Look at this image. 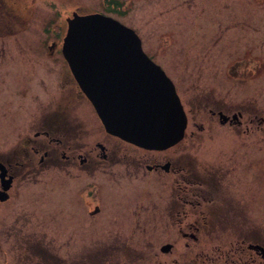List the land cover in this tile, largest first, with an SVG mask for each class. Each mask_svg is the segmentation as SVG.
I'll list each match as a JSON object with an SVG mask.
<instances>
[{"label": "flooded vegetation", "instance_id": "1", "mask_svg": "<svg viewBox=\"0 0 264 264\" xmlns=\"http://www.w3.org/2000/svg\"><path fill=\"white\" fill-rule=\"evenodd\" d=\"M25 12L16 10V0H0V99L6 78L10 80L8 58L14 55L10 52L12 45L19 49L18 44L23 40L20 35L28 30L29 13ZM229 17L232 19L234 15ZM219 22L221 17L214 22L217 27L212 26L215 33L201 45L204 48L201 53L209 58L207 76H220L221 70L225 75L228 67L221 64L216 75L217 65L222 61L213 52L220 54L226 45L231 49L240 46L235 45L234 39L222 45L224 33ZM258 22L259 16L255 15L248 24L256 36L264 34V29H258ZM56 25L52 32L41 30V40L45 42L41 46L53 63L61 64L62 72L58 69L53 83L54 73L45 65L43 53L41 57L32 53L33 58L23 62L39 74L37 79L46 78L41 84L49 94L37 98L32 108L22 110L23 122H11V132L0 144V264H205L209 258H217L222 264H264V234L256 224L246 225L237 205L224 196V166L222 169L213 161L200 165L194 154L197 139H193L196 131H211L216 125L236 136L256 139L233 147L225 159L214 157L220 152L215 149L210 157L227 166L240 163L238 175L234 176L236 181L250 183L257 191L264 185L259 176V170L263 171L264 181V166H258L264 163V109L257 106L264 97L259 96V103L250 101L255 107L250 109L235 98L243 95L254 99L252 92L237 94L234 92L237 84L231 81L229 86H224L220 76V84L204 81V86L195 89L191 102L186 104L175 76L162 63L186 112V134L165 148L133 144L106 132L100 124L62 57L60 43L64 27L60 23ZM200 28L201 25L197 26L199 31ZM49 35L55 39L50 40ZM5 37H11L13 44L4 41ZM247 72L254 75L256 70L249 68ZM50 89L53 93L56 89L60 92L45 103ZM83 101L84 108L80 107ZM247 147L251 148L250 155L246 154ZM166 176L171 185L166 184L169 187L164 193L161 188L156 191L153 198L156 201H137L143 195L138 190L142 181L163 180ZM81 179L86 181L81 183ZM121 185L129 192L128 200ZM105 186L120 191L116 206L129 204L132 215L129 216V211L125 215L133 219L122 222L127 230L108 231L102 237H95L90 223L79 232V241L74 233L66 234L65 226L74 229L80 223V208L91 220L101 212L100 191ZM129 224L131 234L125 236L122 233L128 231ZM161 227L171 229V237L165 242L157 233ZM179 241L182 249H178ZM199 244L204 248H198ZM168 254L174 255L161 258Z\"/></svg>", "mask_w": 264, "mask_h": 264}, {"label": "rangeland", "instance_id": "2", "mask_svg": "<svg viewBox=\"0 0 264 264\" xmlns=\"http://www.w3.org/2000/svg\"><path fill=\"white\" fill-rule=\"evenodd\" d=\"M117 3H121V6L116 10L108 8L111 3L107 0H17V10L19 12L29 13L27 26L28 30L20 35L23 40L18 44L19 49L12 45L10 52H13V56L9 57V81L4 83L1 88L2 98L0 99V144L3 140L9 136L11 132V122L13 124H21L24 118L20 113L23 109L32 108L35 105L36 99H42L48 97L49 93L43 91L41 84L42 79L45 77H39V74L29 69V66L23 62L27 59H32L33 54L36 53L38 57H41L43 53V59L45 65L52 71L54 81L57 80V76L62 68L61 64L53 63V60L47 55L45 50H42L41 30H45L49 33V24H61L62 32L64 34L66 28L65 18L71 15V11L79 9L80 12L99 11L102 13H108L113 17L120 19L125 24L131 25L136 28V31L142 37L143 47L149 56L156 62H160L165 69L169 71L171 75L175 76V83L178 91L183 93V100L186 104H189L192 100V93L198 87L204 86V81H214L219 83L218 80L223 78L225 82L224 86H229V82L234 81L237 84L234 92L237 94L251 91L254 99L250 96L239 95L235 99L242 104H248L250 109L255 107L250 105V101L259 103L264 94V34L256 36L251 33L248 24L255 15L259 16L258 29H264V0H115ZM27 5V9L23 7ZM108 8V9H107ZM230 15H234L231 19ZM242 15V16H240ZM177 17V20H174ZM221 17V27L219 29L223 31V43L226 45L229 39H234L235 46L231 49L229 45H226L223 51L219 54L213 52L212 54L219 55L221 63L217 65L216 75L219 73V66L221 64L228 65L226 74L220 72V76H207L209 66L206 65V55H203L204 48L203 43L207 42L215 33L214 23ZM229 17V18H228ZM223 18V19H222ZM228 18V19H227ZM214 19V21H213ZM211 21V22H210ZM201 30L197 29V26ZM212 26H215L214 28ZM40 33V34H39ZM60 37V36H59ZM49 39H55L49 35ZM4 41H12V38H6ZM18 43V41H17ZM242 44V45H241ZM23 50V51H21ZM25 56H24V53ZM20 53V54H17ZM22 53V54H21ZM46 56V57H45ZM49 58V59H48ZM192 64L189 67H185L188 64ZM209 64V63H208ZM249 68L256 70V73L247 72ZM244 71H243V70ZM51 79V76H48ZM220 84V83H219ZM261 89H258V88ZM258 89V90H257ZM238 91V92H237ZM59 94L60 90L57 91ZM53 93V89H50V97L45 101L47 103L51 97L57 94ZM83 101L80 107H85ZM260 105V106H259ZM258 109H264V98L260 101ZM248 106V107H249ZM98 123V122H97ZM211 131H196L193 135V139H197V143L194 144V154L198 158L201 166L213 161L214 165L219 166L222 175V192L228 201H233L238 207V213L241 214L243 222L251 226L256 224L258 231L264 234V185L260 186L256 191L252 184L242 183L236 181L234 177L237 174L240 163L227 164L219 163V159H213L210 156L211 151L215 149L219 154L214 157H221L225 159L233 147H239L240 144H245L256 139H251L250 136L244 135L236 136L229 129L216 125ZM190 129H194L190 127ZM19 131V129H18ZM189 136V135H188ZM190 138V136H189ZM192 138V137H191ZM238 139V141L234 140ZM248 139V140H243ZM204 140L207 144L201 142ZM181 146V145H180ZM250 147L246 148L247 155H250ZM242 150V149H241ZM240 154V153H239ZM210 157L213 160H209ZM262 168L264 163L258 165ZM229 168H232L231 170ZM259 169V168H258ZM260 172V183L263 181V171ZM119 176V175H118ZM117 176V177H118ZM122 180V179H121ZM82 179L80 180V182ZM82 181L81 183L85 182ZM168 176L163 180L147 178L141 182L142 199L145 201H156V191L161 188L164 193L170 183ZM233 182V183H231ZM169 186H167V185ZM264 184V183H263ZM85 187V186H84ZM121 188L126 192L128 200L130 195L128 190L121 185ZM248 189L251 193L245 191ZM101 198L103 200L101 212L91 220L86 215L83 208H80L78 218L80 223L72 229L65 226L66 234H75L79 241V232H83L90 223H92L94 236L102 237L104 233L108 231L127 230L123 225V221L126 222L132 214L131 208L129 210V204L126 202L121 206H116L115 203L119 201L121 193L117 187L105 186L103 191H100ZM256 194V195H255ZM73 200H76L74 197ZM255 202V204H253ZM260 202V203H259ZM82 207V202H78ZM259 203V205H258ZM239 206L241 210L239 209ZM122 212H121V210ZM2 211L5 210L3 207ZM129 211V216L125 214ZM139 214V213H137ZM255 225V227H256ZM130 226V224H129ZM131 227L128 228L126 233H122L125 236L131 234ZM157 233L160 234V240L164 241L171 237V229L169 227H161ZM137 237V236H136ZM145 236L140 240L136 238L140 243ZM178 249H182L183 245L178 242ZM198 248H204L202 244L197 245ZM197 250V249H196ZM174 255V254H173ZM173 255H162L161 258H171ZM10 256V255H9ZM213 260V262H212ZM205 264H222L217 258L206 259ZM3 264V263H2Z\"/></svg>", "mask_w": 264, "mask_h": 264}, {"label": "water", "instance_id": "3", "mask_svg": "<svg viewBox=\"0 0 264 264\" xmlns=\"http://www.w3.org/2000/svg\"><path fill=\"white\" fill-rule=\"evenodd\" d=\"M62 53L108 132L148 148L183 136L186 116L174 85L132 28L100 13L74 12Z\"/></svg>", "mask_w": 264, "mask_h": 264}]
</instances>
